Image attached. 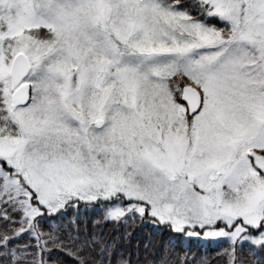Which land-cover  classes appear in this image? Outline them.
<instances>
[{
  "label": "snow or ice",
  "instance_id": "obj_1",
  "mask_svg": "<svg viewBox=\"0 0 264 264\" xmlns=\"http://www.w3.org/2000/svg\"><path fill=\"white\" fill-rule=\"evenodd\" d=\"M192 245L264 264V0H0V264Z\"/></svg>",
  "mask_w": 264,
  "mask_h": 264
},
{
  "label": "trees",
  "instance_id": "obj_2",
  "mask_svg": "<svg viewBox=\"0 0 264 264\" xmlns=\"http://www.w3.org/2000/svg\"><path fill=\"white\" fill-rule=\"evenodd\" d=\"M148 230L144 229L142 231H137L136 233V239H140L142 236H146L147 235ZM158 239V238H156ZM135 240L133 241V243L135 244ZM180 256H184L187 255L190 259L191 258H195V259H199L201 256H207L210 260L213 261V264H215L216 262V250L213 248H209L207 250H205L203 247H199L197 245H192L190 247L189 250H187L186 252H179L178 253Z\"/></svg>",
  "mask_w": 264,
  "mask_h": 264
}]
</instances>
